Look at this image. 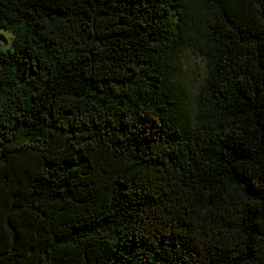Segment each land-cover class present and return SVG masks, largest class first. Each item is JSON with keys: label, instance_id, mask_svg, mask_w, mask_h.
Here are the masks:
<instances>
[{"label": "trees", "instance_id": "obj_1", "mask_svg": "<svg viewBox=\"0 0 264 264\" xmlns=\"http://www.w3.org/2000/svg\"><path fill=\"white\" fill-rule=\"evenodd\" d=\"M0 28V264H264V0H0Z\"/></svg>", "mask_w": 264, "mask_h": 264}, {"label": "rangeland", "instance_id": "obj_2", "mask_svg": "<svg viewBox=\"0 0 264 264\" xmlns=\"http://www.w3.org/2000/svg\"><path fill=\"white\" fill-rule=\"evenodd\" d=\"M13 33L9 30L0 28V49L7 50L12 48ZM206 71V61L200 56L187 52L182 57V63L179 70V77L184 83L189 82L193 88L198 86L202 76Z\"/></svg>", "mask_w": 264, "mask_h": 264}]
</instances>
